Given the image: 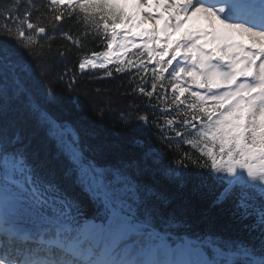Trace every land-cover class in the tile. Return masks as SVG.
I'll use <instances>...</instances> for the list:
<instances>
[{"label": "snow or ice", "instance_id": "1", "mask_svg": "<svg viewBox=\"0 0 264 264\" xmlns=\"http://www.w3.org/2000/svg\"><path fill=\"white\" fill-rule=\"evenodd\" d=\"M0 19L3 34L16 45L0 43V264H264V0H10ZM58 37L71 46L54 47ZM89 41L104 50L87 48ZM74 51L82 73L107 70L110 64L117 73L136 69L129 81L134 86L124 95L147 102L143 109L134 99L127 104L120 112L125 126L155 125L167 136L155 112L177 109L165 126L207 157L201 166L226 173L234 178L230 184L241 187L233 215L251 221L245 225L249 240L217 244L210 257L198 260L158 259L159 248H149L146 258L144 245L127 243L137 226L123 214V206L107 199V192L108 223L73 226L79 201L66 193L49 196L58 188L41 179L38 154L28 151L31 141L25 144L21 132L30 123L43 124L64 143L71 129L53 121L45 107L55 98L48 77L56 71L45 57L66 61ZM105 74L110 77L112 71ZM65 75L73 87L77 77L67 63L57 78ZM166 84L173 95L170 104L166 95L155 97L164 100L161 109L152 100L158 88L167 93ZM20 101L24 104L17 107ZM177 116L184 117L178 123L193 136L171 127ZM73 145L71 159L83 166V153L76 141ZM182 155V167L185 160L195 163L188 153ZM86 170L101 187L103 171L91 163ZM16 171H27L35 185L26 190V197L40 206L41 223L32 229L5 210L21 198L10 188ZM95 191L89 187L90 194ZM230 195L225 189L217 202ZM45 205L51 215L45 214Z\"/></svg>", "mask_w": 264, "mask_h": 264}, {"label": "trees", "instance_id": "2", "mask_svg": "<svg viewBox=\"0 0 264 264\" xmlns=\"http://www.w3.org/2000/svg\"><path fill=\"white\" fill-rule=\"evenodd\" d=\"M9 2L0 0V14ZM4 24L5 21L0 19V43L6 41L9 46H16L11 37L3 34ZM64 44L71 46L70 42L58 37L54 47ZM87 48L104 50L97 41L87 42ZM129 58H132L131 54ZM78 60L75 51L66 61L56 56L45 57V61L56 70L48 77L55 94L54 100L45 105L48 115L57 124L73 129L66 134L68 136L65 135L64 143L50 135L43 124L30 123L21 132L25 144L31 141L28 151L38 154L41 179L52 182L58 188L49 196L58 197L66 193L79 201L81 212H72L76 223L68 222L76 227H83L90 221L106 223L111 215L105 202L104 193L107 192V199L123 206V214L132 218L138 230H152L170 243L188 240L194 246L202 247L208 257L214 253L217 244L249 240L245 225L251 221H241L233 215L235 195L242 190L241 187L230 184L229 181L234 178L226 173H217L201 166L207 157L182 143V137L176 136L165 126L164 120L175 115L177 109L173 107L171 113L166 115L155 112L160 128L167 136L162 135L155 125L141 123L138 127L125 126L121 122L120 112L127 104L134 99L143 109L147 102L143 96L124 95L134 86L135 82L129 81L136 69L117 73L113 65L107 70L82 73ZM65 63L77 77L71 88L68 87L67 75L63 79L57 78ZM108 70L112 71L110 77L105 74ZM145 79L149 81L145 86L150 87V74ZM165 87L168 88L167 93L158 88L152 100V104L161 109L165 106L164 100L158 102L155 97L166 95L170 104L173 95L167 84ZM96 89L101 91L97 93ZM39 95L42 99L43 94ZM23 104L20 101L17 107ZM180 107L184 108L183 105ZM148 114L150 118L153 116L151 111ZM183 119V116H177V123L171 127L185 132V136L190 138L194 132L185 131L178 123ZM73 141L78 143L83 153L84 165L91 163L104 173V188H98L97 193L90 194L85 184L84 174H87V170L83 168L87 167L75 164L66 152V145L74 147ZM182 153H188L195 163L185 160L183 167L178 164V160L184 159ZM3 168L4 164L0 161L1 185L4 184ZM12 179L16 183L10 186L11 191L19 192L23 203L33 206L37 212L40 206L26 197V190L35 187L28 172L16 171ZM225 189L232 195L218 203L217 199ZM44 211L46 215H51L47 205Z\"/></svg>", "mask_w": 264, "mask_h": 264}, {"label": "rangeland", "instance_id": "3", "mask_svg": "<svg viewBox=\"0 0 264 264\" xmlns=\"http://www.w3.org/2000/svg\"><path fill=\"white\" fill-rule=\"evenodd\" d=\"M135 50L136 49H133V51H135ZM110 66H113V65L110 64L109 67ZM98 70H104V69H99V68H97V69H86L85 72L98 71ZM66 136H68V135H66ZM73 148L74 147H72L70 144L66 145V152L71 155ZM83 166L87 167L84 164H83ZM83 170L86 171L85 168H83ZM84 176H85V184L87 185L88 189H89V187H91L92 189H96L95 192L97 193V185L95 184V181L93 180L91 174L87 172V174L86 175L84 174ZM99 188H104V183ZM5 210L13 213L16 216L18 222L25 229H32L34 225H39L41 223L39 217L36 216V214L34 212V210H35L34 207L26 206L23 203L21 198L19 200V203L15 204L14 206L7 207ZM107 223H105V224H107ZM93 224H102V223H94V222L92 223L91 222L87 225L91 226ZM92 231L93 230L91 228H89L90 234ZM149 239H151V240H149ZM139 240H149L150 241V245L145 248L146 249L145 250L146 257L149 256V254H148L149 248H159V250H160V247H165V249H166L165 252L162 253L163 255H162L161 259L181 258V259L193 260L192 257L194 256L195 257L194 259L198 260V259H201L202 257H206L204 255V251L202 250V248L193 246V244H191V242L188 240H184V241L178 242V243L177 242L176 243L175 242L170 243L165 238L159 236L158 234H156L155 232H153L151 230H147V229L136 230V232L132 235L131 239H129L127 241V243L128 244H133V243L138 244ZM156 258H158V256Z\"/></svg>", "mask_w": 264, "mask_h": 264}, {"label": "bare ground", "instance_id": "4", "mask_svg": "<svg viewBox=\"0 0 264 264\" xmlns=\"http://www.w3.org/2000/svg\"><path fill=\"white\" fill-rule=\"evenodd\" d=\"M149 240H151V239H149ZM149 240H139L138 241V244H141V245H144L145 246V248L147 247V246H149L150 245V241ZM144 248V251L146 250ZM165 247H160V251H159V255H158V259H161L162 258V253H164L165 252ZM193 252V251H192ZM198 253V252H197ZM186 257V256H185ZM146 258H150L149 256H147ZM193 258V260H196V259H194L195 257L193 256L192 257Z\"/></svg>", "mask_w": 264, "mask_h": 264}]
</instances>
